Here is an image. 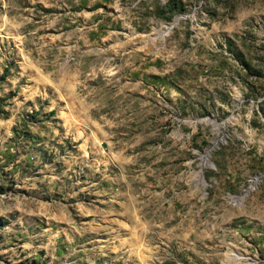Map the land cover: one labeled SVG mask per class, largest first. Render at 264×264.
I'll return each mask as SVG.
<instances>
[{
  "label": "rangeland",
  "instance_id": "1",
  "mask_svg": "<svg viewBox=\"0 0 264 264\" xmlns=\"http://www.w3.org/2000/svg\"><path fill=\"white\" fill-rule=\"evenodd\" d=\"M0 264H264V0H0Z\"/></svg>",
  "mask_w": 264,
  "mask_h": 264
}]
</instances>
